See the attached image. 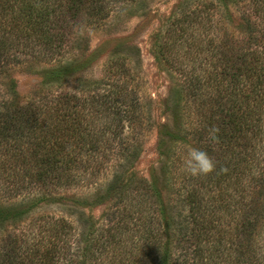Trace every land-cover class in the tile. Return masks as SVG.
<instances>
[{"label":"trees","instance_id":"16d2710c","mask_svg":"<svg viewBox=\"0 0 264 264\" xmlns=\"http://www.w3.org/2000/svg\"><path fill=\"white\" fill-rule=\"evenodd\" d=\"M125 1L134 0H0V33L16 30L13 48L59 49L76 19L106 21L111 5ZM230 4L240 21L233 34L223 22L235 21ZM159 46L177 79L173 127L164 125L160 137L173 140L162 170L171 175L178 202L162 203L158 177L151 182L129 171L144 146L149 116L128 71L117 66L104 89L85 99L68 92L49 102H25L13 84L11 93L0 89V197L29 188L42 197L37 202L54 200L59 189L99 185L110 174L105 190L81 204L111 206L82 235L49 215L32 221L39 222L30 234L35 241L0 235V242L9 241L0 246V264H137L127 261V242L140 264H264V0H183ZM8 52L0 42V67ZM69 72L55 68L45 76L60 82ZM88 103L94 111L80 115ZM182 112L190 125L184 138L208 153L215 164L211 174L184 171L189 146L176 140ZM212 129H218L215 140ZM134 194L142 208L152 198L148 217L125 213ZM26 214L13 211V222ZM138 232L148 234L142 245L134 243L142 239Z\"/></svg>","mask_w":264,"mask_h":264},{"label":"rangeland","instance_id":"374dc122","mask_svg":"<svg viewBox=\"0 0 264 264\" xmlns=\"http://www.w3.org/2000/svg\"><path fill=\"white\" fill-rule=\"evenodd\" d=\"M182 1H125L124 4L111 5L114 7L111 16L106 21H100L97 24H88L86 18L79 17L74 21L75 28H73L69 38L65 40V43L64 41L61 42L62 46L59 49L36 48L33 52L21 45L17 46L18 48H13L16 46L13 45V35L16 30L0 33L1 44L6 45L7 50H9L7 56L3 55L5 63L0 67L1 94L5 91L11 93L13 84H15L20 100L25 102L30 100L49 102L54 95H66L68 92L70 95L82 96V99L90 98L95 93L96 88L104 89V84L109 82L110 72L114 68L117 69L118 66L119 72L128 71L140 90L149 116L143 137L144 146L139 158L133 164L131 163L132 166L129 171L136 174L139 179L146 178L151 182H155L156 177H158V186L161 191L159 198L163 204H170V206L172 199L178 202L180 196L175 188H171V179L169 178L171 175L169 173L165 175L162 169L169 157L167 150L173 146L171 144L173 140L164 139L163 136L160 137V134L164 125L172 126L174 121L172 111L178 95L175 87L177 79L162 61L159 45L165 35L168 22L177 12ZM230 5L236 14L235 21L229 19L223 22L227 23L229 32L233 34L237 33L240 21L235 7ZM68 63L72 66L66 65ZM62 67L70 70L69 73H71L66 80L62 79L60 82L47 80L46 73ZM78 110L80 115H87L89 111H94V107L88 103ZM184 115L185 113L182 112L179 116L178 123L181 124L183 132L179 133L180 135L176 137L178 138L176 140L188 144V149L197 148L191 139L184 138L190 131L189 122ZM93 117L94 115H91V118ZM7 139L9 140V138ZM163 141H167L166 145L168 146H165ZM7 147L9 145H6L1 151L4 153ZM180 147L178 144L177 150H180ZM100 179V187L83 182L78 186L59 189L56 191L57 195L53 198L54 200L46 199L43 202H37L42 198L39 197L37 189H34L35 192L28 188L26 190L18 189L19 192L14 194L6 193L5 196L3 195L4 198L0 197V209L2 210L1 214H8L9 216L7 219L0 218V235L5 234L4 238L8 237L9 240L13 239L15 235H17V239L24 235L26 239L35 241L30 237V234L35 233L39 222L36 224V221H32L48 215V217H56L59 221L67 222L71 226V232L75 231L77 234V231L78 234L81 233L82 235V229L87 230L91 225L90 220L101 222L104 213L108 212L109 206H111L102 205L90 209L87 203L81 204L84 200L93 201L94 196L105 190L107 184L112 181L110 174ZM177 188L180 189L181 186L176 185ZM11 189L13 188L11 187ZM262 195L264 199V193ZM149 196L151 197L150 194ZM151 199L147 203L144 202L142 208L143 201L140 196L134 194L131 205L127 207L125 213L131 212L130 216L133 218L148 217L149 204L152 205ZM153 201L155 200L153 199ZM121 208L123 209V206ZM21 209L27 211L24 219L20 221L17 219L13 222V211H20ZM172 213L175 212L172 211ZM220 229L221 225L213 229V233L220 236L222 234ZM138 234L141 236L139 232ZM147 235L144 234V237ZM144 237L138 240L139 236H137L135 241H132L142 245ZM76 240L77 237L70 239L71 250L73 251ZM8 244L9 241L0 242L2 247H7ZM131 244L127 242L124 245L129 256L127 261L140 264V255L136 258V251H133Z\"/></svg>","mask_w":264,"mask_h":264},{"label":"clouds","instance_id":"9594fccd","mask_svg":"<svg viewBox=\"0 0 264 264\" xmlns=\"http://www.w3.org/2000/svg\"><path fill=\"white\" fill-rule=\"evenodd\" d=\"M218 129H212L209 136L215 140ZM215 170V164L207 152L197 148H189L184 159V171L190 175L206 176Z\"/></svg>","mask_w":264,"mask_h":264}]
</instances>
